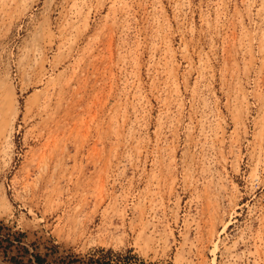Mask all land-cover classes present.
<instances>
[{
  "label": "rangeland",
  "instance_id": "374dc122",
  "mask_svg": "<svg viewBox=\"0 0 264 264\" xmlns=\"http://www.w3.org/2000/svg\"><path fill=\"white\" fill-rule=\"evenodd\" d=\"M0 264H264V0H0Z\"/></svg>",
  "mask_w": 264,
  "mask_h": 264
},
{
  "label": "trees",
  "instance_id": "16d2710c",
  "mask_svg": "<svg viewBox=\"0 0 264 264\" xmlns=\"http://www.w3.org/2000/svg\"><path fill=\"white\" fill-rule=\"evenodd\" d=\"M34 261H35L36 263H42V259L39 258V257H37V256H34Z\"/></svg>",
  "mask_w": 264,
  "mask_h": 264
}]
</instances>
